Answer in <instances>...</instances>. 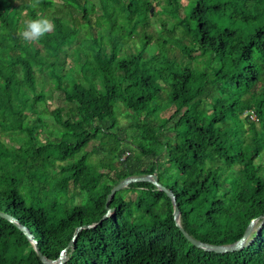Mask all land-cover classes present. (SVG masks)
Instances as JSON below:
<instances>
[{"label": "trees", "instance_id": "trees-1", "mask_svg": "<svg viewBox=\"0 0 264 264\" xmlns=\"http://www.w3.org/2000/svg\"><path fill=\"white\" fill-rule=\"evenodd\" d=\"M154 2L0 0V212L64 264H264L261 220L218 254L186 239L151 183L106 207L121 181L154 174L203 244H234L264 216V0ZM39 17L54 31L26 42ZM48 116L59 130L44 136ZM13 134L18 147L1 141ZM0 264H44L2 217Z\"/></svg>", "mask_w": 264, "mask_h": 264}, {"label": "water", "instance_id": "water-1", "mask_svg": "<svg viewBox=\"0 0 264 264\" xmlns=\"http://www.w3.org/2000/svg\"><path fill=\"white\" fill-rule=\"evenodd\" d=\"M153 10L151 9V12ZM138 182H148L153 184L157 190L159 191H163L166 193V195L171 199L172 201V205H173V216L174 219L176 220V225L181 229V231L183 232L184 236L186 237V239L195 247H198L200 249H203L205 251H210V252H215L218 254H223V253H229V252H234V251H238L241 250L244 246H246L250 240H251V236L252 233L254 232L255 226L256 224L261 220V223L264 222V216L263 217H259L258 219H255L253 221H251V223L249 224V226L247 227L246 231L244 232L242 238L240 240H238L236 243L234 244H228V245H220V246H215V245H208V244H203L201 242H199L198 240L194 239L192 236H190L188 233H186L183 229L182 226V221H181V215L178 209V206L175 202V198L174 195L172 194V192L168 189H166L165 187H163L161 184L158 183L157 177L156 175H146V176H136V177H130V178H126L125 180L121 181L119 184H117L110 192L108 198H107V202H106V207H108V203L110 202V200L114 197V195L125 188H128L132 183H138ZM113 214V211L111 210H107L106 215L102 218L105 219L107 217H110ZM0 217L5 218L6 220L13 222L14 224H16L26 235V237L28 238V240L33 244L34 246V250L36 251L37 255L40 257L41 261L44 264H64V262L66 261V250L62 251L59 258L56 261H50L47 260L39 251L38 247H37V242L33 239L32 235L29 234V232L26 230V228L20 226L18 224L17 221H15L12 217L1 213L0 212ZM101 220V221H102ZM100 221V222H101ZM98 223H95L91 226H85L83 228H77L73 237V240L71 241V243L68 246V249L71 248L73 246L74 240L76 239L78 233L84 229V228H93L97 225Z\"/></svg>", "mask_w": 264, "mask_h": 264}, {"label": "rangeland", "instance_id": "rangeland-1", "mask_svg": "<svg viewBox=\"0 0 264 264\" xmlns=\"http://www.w3.org/2000/svg\"><path fill=\"white\" fill-rule=\"evenodd\" d=\"M153 4H155L154 0H153ZM131 46V45H130ZM153 45H149V49L152 48ZM68 61H70V59H68ZM58 94L57 92L54 93L53 95V100L54 102H56V99L58 100ZM60 103V102H59ZM169 111H165L163 112V114L160 115L159 118H157V123L160 121L161 118L163 117H167L169 115ZM43 118V126H42V130H43V135H49V134H53V132L55 133L56 130H59L58 125H56L55 123H53V119L51 117H42ZM133 118L131 117V115H129V113L125 110L124 106L121 105L120 106V114L118 116V123L119 126L121 127H125L126 125L133 123ZM55 130V131H54ZM22 138V135L19 134H13V135H7V136H2L1 137V141L3 143H5L7 146H13V147H18L19 146V139ZM131 139V136L129 137ZM129 139V140H130ZM132 140V139H131ZM169 174H176L175 172H173L172 169H170L169 167L166 169L165 171V175H169ZM259 226V224H256V228Z\"/></svg>", "mask_w": 264, "mask_h": 264}, {"label": "clouds", "instance_id": "clouds-1", "mask_svg": "<svg viewBox=\"0 0 264 264\" xmlns=\"http://www.w3.org/2000/svg\"><path fill=\"white\" fill-rule=\"evenodd\" d=\"M55 24L46 17H39L25 21L20 36L26 42H38L45 35L54 31Z\"/></svg>", "mask_w": 264, "mask_h": 264}]
</instances>
